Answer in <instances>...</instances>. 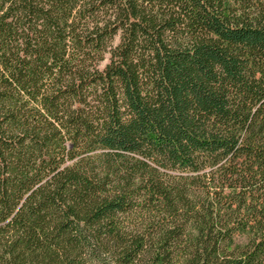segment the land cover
<instances>
[{"label":"trees","instance_id":"1","mask_svg":"<svg viewBox=\"0 0 264 264\" xmlns=\"http://www.w3.org/2000/svg\"><path fill=\"white\" fill-rule=\"evenodd\" d=\"M0 264H264V0H0Z\"/></svg>","mask_w":264,"mask_h":264}]
</instances>
